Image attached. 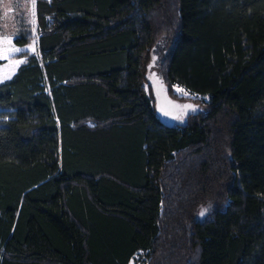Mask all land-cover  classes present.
<instances>
[{
	"label": "trees",
	"instance_id": "16d2710c",
	"mask_svg": "<svg viewBox=\"0 0 264 264\" xmlns=\"http://www.w3.org/2000/svg\"><path fill=\"white\" fill-rule=\"evenodd\" d=\"M35 15L0 83V264H264V0ZM152 73L194 104L172 126Z\"/></svg>",
	"mask_w": 264,
	"mask_h": 264
},
{
	"label": "rangeland",
	"instance_id": "374dc122",
	"mask_svg": "<svg viewBox=\"0 0 264 264\" xmlns=\"http://www.w3.org/2000/svg\"><path fill=\"white\" fill-rule=\"evenodd\" d=\"M28 26L31 32L34 33L35 38L28 46H19L14 43L13 38L24 30ZM36 15L35 5L33 7L32 0H0V59L4 60L0 64V83L13 77L18 71L22 63L18 61H25L26 57L19 56L23 51H28L31 54H38V43L36 39ZM15 49H21V51H14ZM18 55V56H17ZM154 88L157 96L158 112L169 113L175 111H192L194 108L193 103L182 102L171 98L167 93V88L162 82L160 77H155ZM176 88L188 93L184 95L183 92L177 91L179 94L192 97V94L186 89L177 86ZM208 99V97H205ZM190 105L191 107H184ZM207 208L206 205L200 206L195 217L202 220L203 217L199 215L202 209ZM130 264H144V252H140L137 256L131 260Z\"/></svg>",
	"mask_w": 264,
	"mask_h": 264
},
{
	"label": "water",
	"instance_id": "95a60500",
	"mask_svg": "<svg viewBox=\"0 0 264 264\" xmlns=\"http://www.w3.org/2000/svg\"><path fill=\"white\" fill-rule=\"evenodd\" d=\"M152 64H154V62H152L151 63V65ZM151 65L149 66V68L151 69ZM155 77H156V75L155 74H151L150 75V78L151 79H155ZM173 112H175V111H170L169 113H162V112H158L159 113V117H160V119H161V121L164 123V124H166V125H168V126H172L173 125V120H172V118H171V114L173 113Z\"/></svg>",
	"mask_w": 264,
	"mask_h": 264
},
{
	"label": "snow or ice",
	"instance_id": "6c2138e0",
	"mask_svg": "<svg viewBox=\"0 0 264 264\" xmlns=\"http://www.w3.org/2000/svg\"><path fill=\"white\" fill-rule=\"evenodd\" d=\"M32 3H33V7H34V5H35V0H32ZM14 51H21V49H15ZM17 63H23V61H18ZM173 88H174V90H176V91H181V92H183V90L176 88V86H173ZM183 94H184V95H187L188 93L183 92ZM205 99H207V98H205ZM184 107H191V106H190V105H185ZM207 212H208V209H207V208L202 209L201 212L199 213V215H200L201 217H203V216L205 215V213H207Z\"/></svg>",
	"mask_w": 264,
	"mask_h": 264
}]
</instances>
